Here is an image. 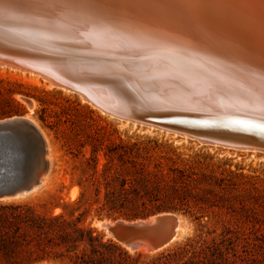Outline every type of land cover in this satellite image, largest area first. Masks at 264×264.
Masks as SVG:
<instances>
[{"label":"water","instance_id":"obj_1","mask_svg":"<svg viewBox=\"0 0 264 264\" xmlns=\"http://www.w3.org/2000/svg\"><path fill=\"white\" fill-rule=\"evenodd\" d=\"M6 3L12 7L5 10ZM170 3L161 14L190 19V23H212L216 14L236 18L234 13L239 11L248 24H255L256 32L260 31L264 39V0H170ZM147 29L148 33L141 27H125L119 21L109 32L96 31L74 18L29 7L25 0H0V65L39 74L54 87L69 89L106 113L137 120L140 118L112 110L111 107L119 109V106L103 88L110 85L124 94L123 89L131 91L137 112L142 113L147 107L153 113L171 114L184 111L180 99L211 96V88L202 89L213 83L211 79L221 85H234L231 77L215 75L222 70L221 64L216 65L204 54V48L195 55L188 46L173 47L159 30ZM253 35H249L251 40ZM256 46L257 42H253L250 48L256 51ZM257 58L264 63L261 56ZM154 124L205 143L264 148L261 143ZM48 153L46 138L36 122L24 117L0 120V200L40 189L51 171ZM180 221L172 212H163L135 220L117 219L111 229L116 231L117 241L133 249L147 246L159 250L177 236Z\"/></svg>","mask_w":264,"mask_h":264},{"label":"rangeland","instance_id":"obj_2","mask_svg":"<svg viewBox=\"0 0 264 264\" xmlns=\"http://www.w3.org/2000/svg\"><path fill=\"white\" fill-rule=\"evenodd\" d=\"M9 98L15 102L4 103ZM6 110L13 111L12 115L2 116ZM15 111H20V114ZM41 115H47L48 120L43 121ZM13 117L27 118L41 128L49 145L52 165L48 179L46 181L45 177V184L40 189L24 196L0 200V204H30L38 212L53 215L65 213L70 218L83 214L85 225L91 226L104 240L116 242L132 255L142 253L140 261L144 264L190 238L198 239L197 235L201 233L206 235L208 229L202 227L206 221L211 232L207 236L209 239L220 237L230 229L233 233L229 235L248 237L251 242L264 247V151L205 143L186 135L127 122L102 112L71 90L49 87L43 78L0 65V120ZM120 140L142 141L149 146H156L157 143L164 155L174 157L175 151L181 157L199 159L193 165L198 181L189 188L198 198L211 200L214 206L206 207L208 216L203 220H197L190 214L172 212L183 220L186 230L168 248L147 253L127 248L105 228L98 226L102 221L123 218L99 216L97 206H89L92 185L85 162V157L91 155L89 143H103L102 147L105 148L120 143ZM82 143H86L82 148L83 153L74 155L81 149ZM100 160L105 161L103 151L100 152ZM82 190L86 192L85 202L77 203ZM35 264L68 262L49 258Z\"/></svg>","mask_w":264,"mask_h":264},{"label":"trees","instance_id":"obj_3","mask_svg":"<svg viewBox=\"0 0 264 264\" xmlns=\"http://www.w3.org/2000/svg\"><path fill=\"white\" fill-rule=\"evenodd\" d=\"M14 102L9 98L4 103ZM11 112L6 110L2 116H11ZM40 118L48 120L47 115ZM89 144L91 155L85 157L92 185L89 206L96 205L99 216L135 220L182 212L203 220L208 216L206 207L214 206L189 188L198 181L193 165L199 159L184 158L175 151L174 157L164 155L157 143L149 146L142 141L120 140L105 148L103 143ZM85 145L82 143L74 155L82 154ZM85 199L82 190L77 203ZM82 217L41 213L30 204H0V264H35L49 258L67 260L68 264H144L140 261L142 253L132 255L116 242L104 240L83 223ZM208 225V221L202 224L208 229L206 235L201 233L198 239L190 238L161 252L146 264H264V247L248 237L229 235L233 233L230 229L209 239Z\"/></svg>","mask_w":264,"mask_h":264},{"label":"bare ground","instance_id":"obj_4","mask_svg":"<svg viewBox=\"0 0 264 264\" xmlns=\"http://www.w3.org/2000/svg\"><path fill=\"white\" fill-rule=\"evenodd\" d=\"M137 12L139 16L137 14L136 17L131 15L128 19L120 20L123 26L138 29L141 27V30L146 33L149 31L147 28L159 30L163 36L171 40L173 47L184 48L188 46L195 55L200 54L199 52L204 48V54L212 58L216 65L221 64L222 70L217 71L215 75L225 79L231 77L235 82L234 85H227L226 83L221 85L217 80L211 79L213 80L211 81L213 87L212 84H208L202 88H211L209 89L211 96H202L201 99H180L179 105L182 107L181 110L184 111L171 114L153 113L147 107H145L146 111L137 112L138 106L133 101L135 95L131 91L123 89L127 96L124 93L115 91L109 85L103 89L107 91L109 98H112L113 102L119 106V109L112 107L111 109L120 112L124 116L128 115L140 119L117 118L127 122L148 125L151 128L156 127L168 132L169 129L162 126L158 127L154 123L220 138L264 144V120L258 118L259 113L257 111V106L264 102V63L262 64L261 60L257 58V56H261L264 62V39L260 31L256 32L255 24H248L244 14L239 11L234 13L236 18L216 14L217 21L215 20L212 23H200V21L190 23V19L182 18V20L177 15L151 14V12L144 15L139 10ZM250 33L255 34L252 40L249 36ZM253 42H257L256 51L250 48ZM259 52L261 54H256ZM12 69L26 73V71L16 68ZM30 74L42 78L39 74ZM240 76H242L241 79ZM48 85L53 87L50 83ZM120 89L122 90V88ZM102 112L105 111L102 110ZM245 121H251L255 127H248L244 123ZM174 133L177 134V132ZM224 146L243 150L264 151V148L251 145L228 144ZM47 147L49 149L48 142ZM48 157L50 159V151ZM124 222L127 223V221ZM182 222L183 220L180 221L177 236L165 246L166 248L171 246L185 232L186 226ZM114 224V221H102L98 223V226L105 228L117 240L116 231L111 229ZM125 246L134 250L128 245ZM165 247L159 249V251ZM136 250L146 253L158 251L147 246H140Z\"/></svg>","mask_w":264,"mask_h":264},{"label":"snow or ice","instance_id":"obj_5","mask_svg":"<svg viewBox=\"0 0 264 264\" xmlns=\"http://www.w3.org/2000/svg\"><path fill=\"white\" fill-rule=\"evenodd\" d=\"M27 6L46 14L74 18L86 27L109 32L116 21L128 19L134 12L144 10L161 13L171 6L170 0H25ZM4 9L12 7L4 4ZM259 119L264 120V102L257 106ZM248 127L255 125L244 122Z\"/></svg>","mask_w":264,"mask_h":264}]
</instances>
